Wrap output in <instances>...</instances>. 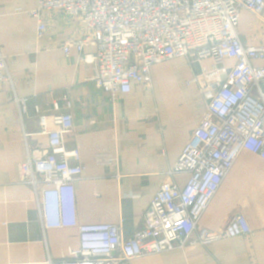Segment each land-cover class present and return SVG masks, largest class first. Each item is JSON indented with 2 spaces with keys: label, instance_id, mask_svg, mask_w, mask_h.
Here are the masks:
<instances>
[{
  "label": "crops",
  "instance_id": "crops-1",
  "mask_svg": "<svg viewBox=\"0 0 264 264\" xmlns=\"http://www.w3.org/2000/svg\"><path fill=\"white\" fill-rule=\"evenodd\" d=\"M38 0H0V49L13 79L0 90V264H48L80 246L77 227H51L57 214L53 199H39L21 182V163L30 147H47L40 133V114L49 119L73 102L74 127L68 147L81 152L84 174L76 181V213L81 223H122L128 237L143 225L146 209L180 157L205 112L197 79L213 60L195 53L163 60L150 79L133 82L132 90L112 98L98 87L97 63L83 51L64 45L84 35L83 24L58 10H45L47 28L37 36L31 11ZM238 32L244 43L264 45V13L243 9ZM235 59H227L232 67ZM264 66V57L253 61ZM210 74V73H209ZM226 75H213L219 87ZM14 95L28 98L22 121ZM36 107L40 108V114ZM201 218L203 226L222 229L243 214L252 232L225 237L208 247L192 246L143 255L132 264H264V158L243 150ZM189 175L178 174L183 188ZM69 213V205L66 213Z\"/></svg>",
  "mask_w": 264,
  "mask_h": 264
},
{
  "label": "built area",
  "instance_id": "built-area-1",
  "mask_svg": "<svg viewBox=\"0 0 264 264\" xmlns=\"http://www.w3.org/2000/svg\"><path fill=\"white\" fill-rule=\"evenodd\" d=\"M243 9L263 18L264 0H38L31 14L38 20L37 36L47 28L45 10H60L83 24L84 35L64 45L83 51L97 63L95 81L112 98L132 90L133 82L150 79L154 64L174 57L210 58L209 73L198 82L205 112L178 160L146 209L141 228L128 237L122 223H81L76 213V181L84 174L81 152L68 147L66 136L74 127L72 101L67 111L49 119L40 114V133L47 147H30L26 134V157L21 163V182L34 188L46 202L53 199L57 214L51 227H77L80 246L69 256L49 259L48 264H132L143 255L192 246L208 247L215 241L252 232L241 213L218 230L201 218L243 150L264 158V66L253 61L264 57V45L246 44L238 32ZM227 59H235L232 67ZM224 73L223 83L211 77ZM13 87L5 54L0 49V90ZM22 121L28 98L14 95ZM189 175L181 188L175 177ZM69 205V213L66 206Z\"/></svg>",
  "mask_w": 264,
  "mask_h": 264
}]
</instances>
